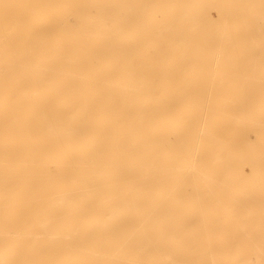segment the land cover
<instances>
[{
    "label": "bare ground",
    "instance_id": "bare-ground-1",
    "mask_svg": "<svg viewBox=\"0 0 264 264\" xmlns=\"http://www.w3.org/2000/svg\"><path fill=\"white\" fill-rule=\"evenodd\" d=\"M0 264H264V0H0Z\"/></svg>",
    "mask_w": 264,
    "mask_h": 264
},
{
    "label": "rangeland",
    "instance_id": "rangeland-1",
    "mask_svg": "<svg viewBox=\"0 0 264 264\" xmlns=\"http://www.w3.org/2000/svg\"><path fill=\"white\" fill-rule=\"evenodd\" d=\"M210 16L212 17V18H214V19H216L217 17H218V15H217V12L215 11V10H210Z\"/></svg>",
    "mask_w": 264,
    "mask_h": 264
}]
</instances>
